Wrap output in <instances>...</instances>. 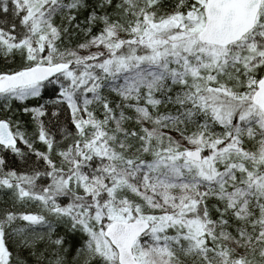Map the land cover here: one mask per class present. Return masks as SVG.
Returning a JSON list of instances; mask_svg holds the SVG:
<instances>
[{
    "label": "snow or ice",
    "instance_id": "snow-or-ice-1",
    "mask_svg": "<svg viewBox=\"0 0 264 264\" xmlns=\"http://www.w3.org/2000/svg\"><path fill=\"white\" fill-rule=\"evenodd\" d=\"M0 264H264V0H0Z\"/></svg>",
    "mask_w": 264,
    "mask_h": 264
}]
</instances>
